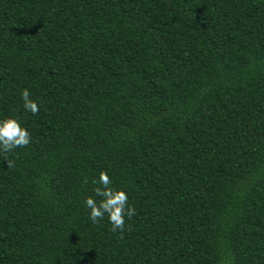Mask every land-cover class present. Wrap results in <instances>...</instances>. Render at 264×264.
<instances>
[{
	"label": "trees",
	"instance_id": "1",
	"mask_svg": "<svg viewBox=\"0 0 264 264\" xmlns=\"http://www.w3.org/2000/svg\"><path fill=\"white\" fill-rule=\"evenodd\" d=\"M6 118L0 264H264V0H0Z\"/></svg>",
	"mask_w": 264,
	"mask_h": 264
},
{
	"label": "clouds",
	"instance_id": "2",
	"mask_svg": "<svg viewBox=\"0 0 264 264\" xmlns=\"http://www.w3.org/2000/svg\"><path fill=\"white\" fill-rule=\"evenodd\" d=\"M30 96L31 93L28 89L22 91L23 108L35 116L40 109L38 104L30 99ZM30 143V132L17 119L0 120V151L7 154L16 148H26ZM5 160L7 167H14V162L8 160L7 155H5ZM85 182L87 183V179ZM92 183L97 185L93 189L95 196L102 197V200L97 203L92 197L85 199V207L90 210L89 220L93 224H98L107 214L112 232L120 231L122 233L125 230V217L131 219L136 215L135 208L129 205L126 192L111 187L112 181L106 171H101L98 179H94Z\"/></svg>",
	"mask_w": 264,
	"mask_h": 264
}]
</instances>
